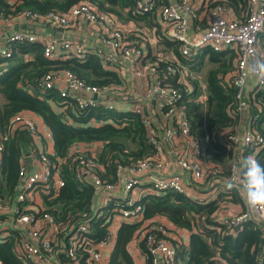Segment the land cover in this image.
<instances>
[{"label":"built area","instance_id":"1","mask_svg":"<svg viewBox=\"0 0 264 264\" xmlns=\"http://www.w3.org/2000/svg\"><path fill=\"white\" fill-rule=\"evenodd\" d=\"M204 6L205 0H179L164 6L160 0H136L139 10L152 13L158 20L163 37L180 42V54L185 60H194L205 48L217 53L230 50L237 55L235 68L225 77V82L235 90V104L228 113L239 118V127L227 138L232 142L228 145L232 147L230 173L221 178L220 183L213 180L219 179L220 167L202 158V143L193 133V122L184 102L194 89L189 80L190 72L180 61L159 56L149 58L142 36L88 4H80L67 14L56 11L41 14L26 10L18 15H9L0 8V25L4 26H10L17 17L29 22H47L64 29L80 24L93 25L101 42L108 45L113 53L110 55L102 48H87L78 40H42L37 35L17 31L0 45V62L12 56L13 46L34 42L43 43L44 54L50 59L69 53L84 56L86 52H93L104 59L109 69L114 68L115 57L123 59L132 65L134 77L146 79L145 97L150 102L152 114L157 106L167 119L173 121L156 129L153 116L147 114L141 105L135 107L133 111L144 115L151 131L150 141L155 154L128 167L118 165L114 183L100 176L104 167L93 151L98 146L75 148L70 156L71 169L77 180L92 186L95 202L90 214L83 212L79 220L61 222L46 212L48 207L44 202L45 197L56 194L65 186L60 171L56 169L57 162L52 158L58 160L52 134L49 129H41L39 118L33 113L23 111L16 114L8 128L0 130V242L10 236L11 231L16 232V254L24 264H110L108 257L116 244L115 230L123 222L143 220L142 200L149 194L175 191L195 201L209 202L226 192L236 194L244 203L243 194L236 188L227 189L225 182L227 178H236L237 168L246 157L252 156L257 161L264 158V134L255 129L251 114L243 125L245 110H251L252 106L259 108L256 95L264 89V73L257 68L258 63L264 61L259 47L261 37L264 38V0H250L246 16L242 19L228 18L231 11L224 5L210 8L207 13H203ZM202 14L208 16L206 27H195L196 32L189 36L191 23L203 20ZM42 87L45 90L57 88L63 98L73 97L81 109L101 105L107 110L117 109L110 99L116 86L89 85L68 70L48 73L43 77ZM16 132H30L37 151L24 156L15 194L9 196L1 194L4 183L2 161L5 142ZM224 142L227 144L226 140ZM169 143L174 144L170 159L165 152ZM173 167L178 172L172 173ZM232 198L230 195L227 201H219L220 211L214 220L234 231L255 218L264 231V212L248 207L240 212H230L228 206H232ZM110 207L113 208L111 215ZM100 219L111 225L105 236L94 237L90 223ZM157 232L161 233L159 237ZM181 238L180 232L171 234L166 221L156 224L145 222L137 230L129 249L132 253L140 251L146 258L150 257V264H182L178 258ZM143 242L148 254L144 253Z\"/></svg>","mask_w":264,"mask_h":264},{"label":"trees","instance_id":"2","mask_svg":"<svg viewBox=\"0 0 264 264\" xmlns=\"http://www.w3.org/2000/svg\"><path fill=\"white\" fill-rule=\"evenodd\" d=\"M117 2L129 9L131 17L152 15L139 10L136 0H16L13 3L1 0L0 8L9 15H18L26 10L41 14L53 11L67 14L80 4H88L115 16L118 12L112 5ZM161 4L164 6L168 3ZM249 4L250 0H205L202 10L224 5L242 19L246 16ZM166 45L179 52L180 42H166ZM178 55L182 64L195 70L205 63L206 55L213 65L206 81L205 109L196 100L201 93L198 81H191L194 90L184 103L193 122V133L203 146L202 158L220 167L219 179L227 177L232 157V147L228 146L232 142L227 138L237 132L239 118H233L228 113L235 104V90L225 82V77L234 70L237 55L230 50L217 53L211 48H205L194 60H185L180 53ZM67 70L93 86H117L121 83L119 74L107 68L104 59L98 54L86 52L84 56H77L69 53L50 59L44 54L42 42L15 45L12 47V56L0 62V130H6L11 119L23 111L36 115L49 129L58 160L52 158L58 163L56 169L60 171L65 186L56 194L45 197L44 202L48 207L46 212L61 222L79 220L83 212L90 214L95 202L92 186L77 180L71 169L70 156L75 148L100 145L97 159L104 167L100 176L109 183L117 181L118 165L128 167L155 154L150 141L151 131L144 121V115L133 111L135 108L107 110L101 105L81 109L73 97L63 98L57 88L45 90L42 87L45 75ZM256 101L259 108L252 106L251 112H259L264 116V89L257 93ZM253 125L264 134L261 120H253ZM33 150L37 151L30 132H16L5 142L1 194H15L23 158ZM259 162L264 164V158H260ZM230 195H233L235 202H241L236 194L226 192L220 193L217 200L209 202L195 201L175 191L146 195L142 200L143 220L120 224L110 263L135 264L129 245L137 230L145 222L158 223L157 218L161 217L188 236L178 248V258L182 264H222L221 261L226 264H264V231L259 228L255 218L234 231L214 220L220 211L219 201H227ZM110 208L109 215L113 210ZM90 225L91 232L97 237L105 236L111 224L100 219L98 222L92 220ZM11 232L0 242V264H24L16 254L18 236L16 232ZM160 235L157 232V236ZM142 247L144 253L148 254L144 242ZM150 263L149 257L146 264Z\"/></svg>","mask_w":264,"mask_h":264},{"label":"crops","instance_id":"3","mask_svg":"<svg viewBox=\"0 0 264 264\" xmlns=\"http://www.w3.org/2000/svg\"><path fill=\"white\" fill-rule=\"evenodd\" d=\"M13 3L16 0H9ZM161 3H177L179 0H160ZM112 7L118 12L115 16H110L113 19H116L122 27L128 29H134V33L142 36V38L146 41L148 51L150 52L149 58L156 59V57H166L165 54H170L168 57L174 61H181L179 59L178 53L180 50L178 48V53L175 49L171 46H167L166 42H173L167 38H163V29L160 26L158 20H156L155 16L152 14L150 15H142V16H135L131 17L129 14V9L124 8L120 3L113 4ZM208 11V10H207ZM203 13H207L206 10H203ZM203 15V20L192 22L189 27V36L194 35L195 27L197 26H204L206 27V22L208 20V16L206 14ZM228 18L239 19L237 14L231 11L228 14ZM17 31H24L30 34L37 35L39 39H63V40H78L85 44L87 48L96 49L102 48L106 53L112 55V50L108 45H105L101 42L99 36L96 34V28L93 25L88 24H80L76 27L72 28H61L54 24L49 23H42V22H29L22 17H17L14 19V22L10 26L0 25V45L4 44L6 40ZM166 39V42L164 41ZM175 42V41H174ZM172 51V52H171ZM181 55V54H180ZM167 57V58H168ZM182 57V56H181ZM184 59V58H183ZM115 66L114 68H110L113 71H116L121 78V83L116 86V89L113 92V96H111V100L116 105V108L121 110L125 109H134L137 105H141L144 111L147 114L153 116V125L156 129H159L164 123L166 125H170L173 123L172 120L167 119L164 115V112L160 110L159 107L154 108V115L150 109V102L146 99V79L134 77L132 65L129 62L124 61L123 59L115 57ZM182 62V61H181ZM185 65V64H182ZM186 66V65H185ZM191 75V74H190ZM191 77H189L190 80ZM207 85V84H206ZM206 85L202 84L199 85L201 87V95L197 99L200 101L202 100L204 104H206L207 100V90ZM193 86V85H192ZM194 89V88H193ZM204 93V96L203 94ZM206 93V94H205ZM41 129L47 130L48 128L45 126L43 121L39 118ZM50 149H52V144L49 143ZM174 144L169 143L166 144V156L170 159L172 157ZM178 170L173 167L172 173H176ZM214 181H218L219 183L222 181L221 179ZM231 205L228 208L231 210L230 212H240L246 208L245 204L243 203L242 199L241 202H235L232 198ZM158 221H163L162 219L157 218ZM167 225L173 229L175 226H171L169 222ZM119 230V229H118ZM177 232H181L180 229H177ZM188 238L185 237V239ZM117 240V235H116ZM111 255V253H110ZM110 255L108 257L110 263ZM133 258L135 260V264H146L147 258L142 254V252L137 251L133 253ZM111 264V263H110Z\"/></svg>","mask_w":264,"mask_h":264},{"label":"clouds","instance_id":"4","mask_svg":"<svg viewBox=\"0 0 264 264\" xmlns=\"http://www.w3.org/2000/svg\"><path fill=\"white\" fill-rule=\"evenodd\" d=\"M257 68L264 73V61ZM225 184L227 189L236 188L243 194L246 207L264 212V164L252 156L246 157L237 168L236 178H227Z\"/></svg>","mask_w":264,"mask_h":264},{"label":"rangeland","instance_id":"5","mask_svg":"<svg viewBox=\"0 0 264 264\" xmlns=\"http://www.w3.org/2000/svg\"><path fill=\"white\" fill-rule=\"evenodd\" d=\"M260 49H261V51H262V53H263V56H264V38H263V36L261 37V40H260ZM204 51V50H203ZM172 52V51H171ZM170 54H165V58H167L168 56H169ZM200 58V57H199ZM198 58V59H199ZM168 59H169V57H168ZM172 60V59H171ZM200 60V59H199ZM211 67H213V65L209 62V57H208V55H206V57H205V63L199 68V70H195V69H192L190 66H185V65H183V68H185L188 72H190L189 74H191V78H190V81H198L199 82V85H202V84H205L206 85V81H207V77H208V71H209V69L211 68ZM234 68H235V64H234ZM203 94V96H204V93H202ZM206 94V93H205ZM201 95V94H200ZM207 96V95H206ZM196 100H197V98H196ZM199 100V99H198ZM200 101V100H199ZM207 101V100H206ZM200 103H202L203 104V109H205V104H204V102L201 100L200 101ZM250 114H251V116H252V118H253V120L255 121L257 118L259 119V120H261L262 121V129H263V131H264V116L262 115V114H260L259 112H251V110H250V108H247L246 110H245V113L243 114V125H245L248 121H249V119H250ZM96 146H98V147H95L94 149H93V151L94 152H96V154H97V152L98 151H100V149H101V147H100V145H96ZM145 198V197H144ZM229 200H230V198H229ZM224 207V206H223ZM160 219H162L161 217H160ZM147 224H148V222H146ZM118 229L119 228H117L116 230H115V234L117 235L118 234ZM170 230H171V234H174V233H178L177 232V229L176 228H174L173 229V227L172 228H170ZM180 236L182 237L181 238V241H182V239L184 240L185 239V237H186V233L184 232V231H181L180 232ZM179 239V238H178Z\"/></svg>","mask_w":264,"mask_h":264}]
</instances>
